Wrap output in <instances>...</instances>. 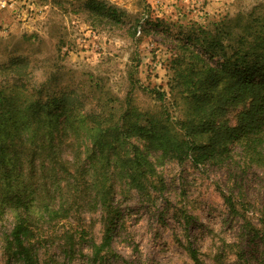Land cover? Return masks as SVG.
<instances>
[{"label": "rangeland", "instance_id": "obj_1", "mask_svg": "<svg viewBox=\"0 0 264 264\" xmlns=\"http://www.w3.org/2000/svg\"><path fill=\"white\" fill-rule=\"evenodd\" d=\"M91 1L114 8L117 24L105 14L94 16L87 9ZM256 5H264V0H0V63L26 59L37 84L51 91L72 88L81 101L98 98L119 112L126 108L128 95L140 111H157L160 103L146 91H168L170 49L180 38L213 29L238 14L245 17ZM148 18L161 25L145 24ZM136 22L132 38L131 25ZM162 27H168L171 36L162 34ZM129 73L141 89L130 92ZM169 96L163 108L170 118L184 119L187 106L180 95H174L177 105ZM241 111L227 109L218 121L236 125ZM72 126L74 130L58 127L59 164H49L46 153H37L30 165V147H17L16 166L12 165L23 179L30 178L32 187L49 189L50 197L76 199L69 218L39 224L44 238L38 246L40 264H193L188 246L202 264H264V150L254 161L233 143L226 156L195 165L193 154L178 161L161 150H145L135 137L130 141L144 151L153 175L146 178L142 193L115 179L114 202L121 223L113 229L109 252L94 258L89 245L101 242L102 226L100 213L85 201L88 176L79 172L77 181L68 183L60 173L56 181L51 171L66 162L72 170L81 164L88 167L83 146L89 143L87 127L75 121ZM129 155L122 147V156ZM6 171L0 169V176ZM1 211L0 207V264H19L4 253L13 220L8 211ZM69 233L74 235L70 245L65 243Z\"/></svg>", "mask_w": 264, "mask_h": 264}, {"label": "trees", "instance_id": "obj_2", "mask_svg": "<svg viewBox=\"0 0 264 264\" xmlns=\"http://www.w3.org/2000/svg\"><path fill=\"white\" fill-rule=\"evenodd\" d=\"M87 9L94 16L105 14L115 25L119 21L112 7L91 1ZM157 21L148 18L145 24L160 26ZM138 26V22L131 25L132 38ZM140 30L148 31L145 26ZM161 33L171 36L168 27H162ZM182 37L170 49L168 91H146L160 103L157 111H140L128 95L126 108L119 112L98 98L81 101L72 88L51 91L44 83L37 84L26 59L14 57L0 63V169H7L0 176V207L13 220L4 238V253L9 259L19 264H40L38 246L44 238L39 224L44 220H66L76 202L63 196L59 200L50 197L44 185L32 187L28 176L23 179L13 170L17 147H30V165L37 153H46L49 164H59L56 148L62 136L58 134L61 125L74 130L75 121L86 126L89 133V143L83 145L88 167L81 164L72 170L66 162L56 165L62 170L55 166L51 171L56 181L60 173L68 183H75L79 172L88 176L90 190L85 201L100 213L102 226L101 242L89 245L94 258L109 252L113 229L121 223L114 202L118 185L115 179L142 193L146 192V178L153 175L144 151L131 138L141 140L145 150H161L178 161L193 154L195 165L226 156L233 143H238L254 161L260 160L264 150V5L254 6L245 17L238 14L223 19L213 29H200L197 35ZM127 79L130 92L142 88L136 85L134 74L129 73ZM176 94L187 106L181 120L170 118L163 108L167 95L178 104ZM239 107L242 111L236 125L218 121L227 109ZM200 140L204 142L199 144ZM122 147L128 148L129 156H122ZM73 237L69 233L65 243L70 245ZM186 251L193 264H202L193 248L188 246Z\"/></svg>", "mask_w": 264, "mask_h": 264}]
</instances>
